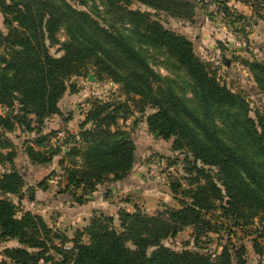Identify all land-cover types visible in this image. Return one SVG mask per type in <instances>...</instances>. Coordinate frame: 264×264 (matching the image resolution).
<instances>
[{"label": "trees", "instance_id": "16d2710c", "mask_svg": "<svg viewBox=\"0 0 264 264\" xmlns=\"http://www.w3.org/2000/svg\"><path fill=\"white\" fill-rule=\"evenodd\" d=\"M118 1L106 0L112 5ZM215 1L226 9L230 0ZM251 1L264 7V0ZM0 9L7 28L6 32L0 29V107L7 109L0 113V242L16 241L4 247L0 264H233V257L237 264H245L243 244L222 246L214 258L163 244L187 226L197 243L225 220L246 229L255 218L264 219L263 121L259 114L256 120L248 115L244 98L220 82L194 52L192 42L165 28L149 12L119 6L121 22L130 25L135 40L162 49L184 71L197 109L189 107L149 65L130 36L101 25L88 11L77 10L66 0H0ZM61 27L68 39L60 44L64 53L57 57L48 48L59 43ZM85 59L96 60L114 83L139 98L95 99L78 131L66 134L62 147H26L31 164H48L61 153L63 192L83 204L99 184L130 173L136 146L119 120L135 112L142 115L149 107L153 109L146 116L149 133L173 138L172 149L191 155L189 169L203 179L181 191L185 198L179 200V208L151 215L138 208L119 209L118 225L113 216L95 211L88 225L69 237L48 226L40 214L20 211L9 198L10 194L21 198L26 182L14 164L16 152L6 134L17 127L40 132L48 118L63 116L59 101L68 90L73 92L68 80L79 74ZM253 67L259 82L264 78V63L254 62ZM48 137L34 139L35 144ZM38 186L44 188L42 183ZM26 190L33 198L35 186ZM83 236L88 242H83Z\"/></svg>", "mask_w": 264, "mask_h": 264}, {"label": "rangeland", "instance_id": "374dc122", "mask_svg": "<svg viewBox=\"0 0 264 264\" xmlns=\"http://www.w3.org/2000/svg\"><path fill=\"white\" fill-rule=\"evenodd\" d=\"M66 1L77 10L88 11L101 25L112 26L130 36L136 48L147 59L149 65L160 76L168 80L170 86L183 97L189 107L197 109L198 103L192 92V83L184 71L179 69L162 49L147 45L142 41L137 42L138 39L136 37L135 40L130 25L121 22L120 11L118 10L119 6H126L142 12H149L165 28L187 37L193 44L194 52L209 64L220 82L244 98L248 115L256 120V116L259 114L264 124V87L260 85L264 86V78H261L258 82L254 74L256 69L253 67L254 62L264 63V39H261L260 42L257 41L260 36H264V9L261 3L254 5L251 0H235L236 3H242L249 7L250 12L242 14L232 5H226L225 9L223 3L217 2V8L213 10L206 3L198 4L197 0H146V2L141 0H119V3L115 2L114 5L107 3L106 0ZM231 1H228V3H231ZM3 18L4 14L0 9V29L6 32L7 28ZM57 38L59 43H52L48 50L52 55L58 57L64 53L60 44L68 39L65 27H61L57 32ZM95 61L94 59H85L83 66L79 69V74L71 76L68 80V84H72V90H74L73 92L68 90L64 94L61 103L62 117L66 118L75 111L76 121L74 126H79V123H77L78 116L82 113L86 114L95 99L113 98L126 101L131 98H139L138 95L126 93L120 84L114 83L106 69ZM89 73L94 74L95 80L90 81L87 79ZM259 76L261 77V73ZM128 105H132L130 100ZM69 108H73V111ZM6 110L5 107H0V113H5ZM69 110L71 111L69 112ZM152 111V108L146 107L142 115L135 112L133 115L128 116L126 120H119V124L127 130L134 140L136 149L133 167L138 170L139 179L138 185L128 189L129 193L121 199L128 200L129 212H133L138 208L150 215L169 208H179V200L185 198L181 191L189 188V183L190 186H194L202 182L203 179L202 177L196 178L198 177L197 173L189 169L192 165L191 155H187L183 150L172 149L173 138H155L149 133L146 116ZM84 118L85 116L81 120L83 121ZM58 120L60 119L58 118ZM216 122L218 123L217 120ZM32 124L35 123L32 122ZM219 126L223 127L222 124ZM59 130H64L66 134L73 133L67 127L60 125L47 128L45 121L40 132H36V130L25 131L23 128L17 127L14 131L6 134L16 152L14 164L24 176L26 182L22 192L24 195L21 198L13 194H10L9 198L18 206L20 211L29 210L36 213L33 212L35 193L33 198L29 197L26 190L27 186H35V189L42 188L46 190L43 200H45V203L49 201V204H46L43 208L44 216H41L48 226H53L60 215L66 216L65 212L60 209V203L64 201V198L58 196V194L66 193L63 192L66 182L64 168L59 165L62 154L54 156L50 163L38 167L31 164L26 147L32 146L38 149H43L47 145L62 147L66 134L62 138L53 140ZM51 131H55V133L50 135ZM46 135H49V137L42 140L41 145L35 144L34 139ZM198 165L201 164L198 162ZM1 170L2 166L0 165ZM58 174H62L63 179L56 184L50 183L51 178ZM106 182L99 185H104ZM41 183L44 188L38 186ZM73 190L77 194L81 192L77 189ZM174 190L177 193H174ZM66 194L67 199L71 200L70 195ZM117 198H120V196ZM38 209L42 210L40 207ZM119 209L113 215L101 213L113 216L114 225H118L117 213ZM70 222L69 220L64 221L61 229L54 227L61 231L70 228L69 235L71 236L75 234L76 230H82L85 227L76 229ZM245 228L234 226L232 221L225 220L222 227H219L215 232L205 234L195 243L193 229L187 226L174 236L164 240L163 244L175 251H197L210 255L211 258H214L221 251L222 246L243 244L245 264H264V219L259 221L255 218L254 222ZM247 230L256 231L249 234ZM82 240L88 242L85 236L82 237ZM14 245H16L15 240L0 242V254L4 247ZM236 261V258L233 257V264H237Z\"/></svg>", "mask_w": 264, "mask_h": 264}, {"label": "crops", "instance_id": "0c3cea01", "mask_svg": "<svg viewBox=\"0 0 264 264\" xmlns=\"http://www.w3.org/2000/svg\"><path fill=\"white\" fill-rule=\"evenodd\" d=\"M229 5L236 7L239 11L242 12V14H246L247 12H250L248 6L242 3H236L235 0H232L231 3H229ZM261 39H264V36H260V38H258L257 41L260 42ZM63 99L64 96L59 101V107L61 110H62L61 103ZM69 109H72L73 111V108H69ZM70 111L71 110H69V112ZM84 116L85 113L84 114L82 113L80 116H78L77 123L80 124V122L82 121L81 119H83ZM67 117L69 118L67 121L63 120L62 116H58V115L48 118L46 120L47 128H54L55 126L60 125L67 127V129L72 132L74 131L76 132L79 128L78 125L74 126V122L76 121V112L73 111V113L69 114V116ZM58 118L60 120H58ZM51 121H55V122H51ZM37 166L40 167L41 165H37ZM137 171L138 170H136V168L133 167L130 173L126 177L115 181H107L104 185H99L97 189L92 193L91 199L83 204H77L71 201L70 199L68 200L66 193H63L62 195L58 194V196L64 198L63 199L64 201L60 203L61 204L60 209H62V211L65 212L66 216L60 215L58 217V221L54 223L55 225L53 224V226L61 229V227L63 226L62 223L64 221L69 220L71 221L70 223L74 225L76 229H78L79 227L88 225L90 218L95 211L113 215L115 211L119 208H126V210H130V205L128 203V200L126 199L124 200L121 198L124 195H127V193H129L128 189H132L133 186L138 185L139 179H138ZM45 193L46 190H43L42 188L35 189V200L33 201V204L35 205V208H33L34 209L33 212H36L42 216H44L43 208H45L46 204H49V201L45 203V200H43L44 196L46 195ZM118 196H120V198H117ZM39 207L42 208V210H39L38 209ZM65 229L63 231L66 233V235L72 237L71 235H69L70 228L66 230Z\"/></svg>", "mask_w": 264, "mask_h": 264}, {"label": "built area", "instance_id": "2783aa9c", "mask_svg": "<svg viewBox=\"0 0 264 264\" xmlns=\"http://www.w3.org/2000/svg\"><path fill=\"white\" fill-rule=\"evenodd\" d=\"M198 4H202V3H206L208 5V7H210V9H216L218 3L215 0H197ZM264 9V7H263ZM65 131L64 130H59L55 137L53 138V140H57L59 138H62L65 136ZM63 179V175L62 174H58L55 177L51 178L50 183H58L59 181H61Z\"/></svg>", "mask_w": 264, "mask_h": 264}, {"label": "water", "instance_id": "95a60500", "mask_svg": "<svg viewBox=\"0 0 264 264\" xmlns=\"http://www.w3.org/2000/svg\"><path fill=\"white\" fill-rule=\"evenodd\" d=\"M87 79L90 80V81L95 80L94 74L93 73H89L88 76H87Z\"/></svg>", "mask_w": 264, "mask_h": 264}]
</instances>
